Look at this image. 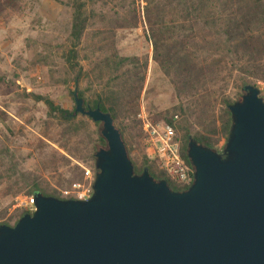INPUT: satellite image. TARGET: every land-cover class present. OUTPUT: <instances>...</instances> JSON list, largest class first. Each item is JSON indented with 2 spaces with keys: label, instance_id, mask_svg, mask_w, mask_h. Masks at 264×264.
<instances>
[{
  "label": "water",
  "instance_id": "obj_1",
  "mask_svg": "<svg viewBox=\"0 0 264 264\" xmlns=\"http://www.w3.org/2000/svg\"><path fill=\"white\" fill-rule=\"evenodd\" d=\"M254 85L228 106L218 153L189 137L193 183L174 191L135 173L110 113L73 93L74 116L101 124L88 200L33 196V214L0 225V264H264V99Z\"/></svg>",
  "mask_w": 264,
  "mask_h": 264
},
{
  "label": "trees",
  "instance_id": "obj_2",
  "mask_svg": "<svg viewBox=\"0 0 264 264\" xmlns=\"http://www.w3.org/2000/svg\"><path fill=\"white\" fill-rule=\"evenodd\" d=\"M139 1L72 0L71 50L65 57L75 72L73 81L86 106L92 109L99 106L104 113L112 115L135 173L140 175L148 169L155 180H167L172 190L180 192L188 187L176 185L142 149L144 133L137 116L149 59L120 56L115 35L120 30H135L145 24L146 38L153 48L152 60L173 86L177 99L170 110L152 118L173 126L181 143L182 159L193 171L186 156L189 137L218 153H221L218 146L227 142L231 126L228 106L236 102L227 95L232 81L240 77L245 82L239 86L240 91L249 85L247 80L264 82V0H142V11ZM99 2L106 8L112 6V14L107 20L101 17V21L107 22L109 28L104 34L112 36L113 41L106 42L108 37L104 40L103 52L108 51L100 56L97 64L98 80L103 82L106 78V84L89 99L79 88L82 68L78 48L83 44L91 20L97 17L88 5ZM30 97L48 110L43 134L47 143L39 140L37 149L38 157L46 162V172L58 173L60 167H69L73 160L95 161L94 154L105 148L106 142L100 133L91 143L84 142L85 120L91 121L89 118L74 116V111L56 106L50 98L33 94ZM100 125L94 123L97 128ZM56 129L59 130L54 135L52 131ZM92 169L95 171L94 165ZM6 174L7 196L33 197L40 193L65 200L58 189L36 172L18 170L16 165H11ZM83 178L84 170L74 166L60 178L58 187H71ZM26 214L33 212L17 209L9 218L1 214L0 225L15 226Z\"/></svg>",
  "mask_w": 264,
  "mask_h": 264
},
{
  "label": "rangeland",
  "instance_id": "obj_3",
  "mask_svg": "<svg viewBox=\"0 0 264 264\" xmlns=\"http://www.w3.org/2000/svg\"><path fill=\"white\" fill-rule=\"evenodd\" d=\"M71 2L72 0H0V215L5 214L6 218L17 209L29 212L35 210L33 197L6 195V172L11 165H16L18 170L42 175L63 197L64 192L73 190L74 184L65 189L58 187L60 178L65 177L67 171L74 166L92 169L95 163L90 160H73L69 167H60L58 173L46 172V162L37 154L39 140L46 142L43 134L48 110L43 103L35 102L30 95L50 98L56 106L64 110H75V72L67 64L65 57L71 50ZM139 6L142 11V0L139 1ZM111 7L106 8L100 2L88 5L89 10H95L97 17L91 20L83 44L78 48V61L82 68L79 88L89 99L94 98L101 86L106 84V78L103 82L98 80L97 64L100 56L108 51L105 49L103 52L106 42L113 41L112 36L104 34L109 28L107 22L101 21V17L105 16L107 20L112 14ZM107 37L108 41L105 42ZM115 43L121 56L148 57L147 81L140 100L139 113L144 110L155 124L164 123L155 121L152 117L170 110L177 104V99L173 86L152 60L153 48L147 41L145 24H140L135 30L118 31ZM246 82L256 86L264 99V82ZM244 83L240 77L232 81L227 95L233 101L241 99L242 91L239 86ZM85 124L83 140L91 143L97 133L101 134V125L97 128L88 120H85ZM58 130L52 133L57 135ZM225 144L223 141L218 150L222 152ZM53 148L64 154L57 146L53 145ZM142 149L149 155L145 145V133ZM78 183L84 184V178Z\"/></svg>",
  "mask_w": 264,
  "mask_h": 264
},
{
  "label": "built area",
  "instance_id": "obj_4",
  "mask_svg": "<svg viewBox=\"0 0 264 264\" xmlns=\"http://www.w3.org/2000/svg\"><path fill=\"white\" fill-rule=\"evenodd\" d=\"M142 130L145 133V145L149 158L158 168L165 172L178 186L190 187L193 183V171L185 164L181 156V143L173 126L166 123L155 124L142 110L138 114ZM84 184H74L72 191L63 193L64 199L88 200L93 194V184L96 172L82 167Z\"/></svg>",
  "mask_w": 264,
  "mask_h": 264
},
{
  "label": "crops",
  "instance_id": "obj_5",
  "mask_svg": "<svg viewBox=\"0 0 264 264\" xmlns=\"http://www.w3.org/2000/svg\"><path fill=\"white\" fill-rule=\"evenodd\" d=\"M119 52V51H118ZM121 56V55H120ZM124 57V56H123Z\"/></svg>",
  "mask_w": 264,
  "mask_h": 264
}]
</instances>
